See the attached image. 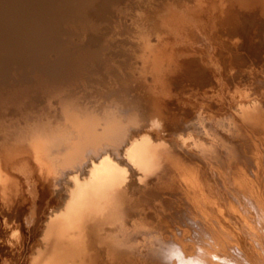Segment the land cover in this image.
I'll use <instances>...</instances> for the list:
<instances>
[{
  "label": "bare ground",
  "instance_id": "bare-ground-1",
  "mask_svg": "<svg viewBox=\"0 0 264 264\" xmlns=\"http://www.w3.org/2000/svg\"><path fill=\"white\" fill-rule=\"evenodd\" d=\"M251 192L264 0H0V264H264Z\"/></svg>",
  "mask_w": 264,
  "mask_h": 264
},
{
  "label": "rangeland",
  "instance_id": "rangeland-1",
  "mask_svg": "<svg viewBox=\"0 0 264 264\" xmlns=\"http://www.w3.org/2000/svg\"><path fill=\"white\" fill-rule=\"evenodd\" d=\"M247 193H248V192H247ZM251 193H252V192H251ZM254 194H255V193H252V195L249 194V197L251 196V197L249 198L250 201L252 200V201L254 202V200L257 199V197L253 196ZM246 195H248V194H246ZM252 197H253V198H252ZM254 198H255V199H254ZM245 200H246V199H245ZM245 200L243 199V203L245 202ZM257 200H258V199H257ZM225 201H226V203L223 202L224 207L226 206V209L229 208V209H228L229 211L232 210V208L230 209V207H229V206H230V203L228 204V200H225ZM259 201H260V199H259L258 201L255 200V202H254V203L252 202L253 204H251V205H253V207L256 205L255 207H257V205H258L257 203H258ZM240 202L242 203V199H241V201H239V203H240ZM246 202H247V201H246ZM248 202H249V201H248ZM256 202H257V203H256ZM243 203L240 204V205H242L241 209H239V205H238V208H237L238 211H237V213H238V216H239L238 218H241V219L244 221V222H243V225H245V227H247L246 224H247V225L249 224L248 226H249L250 228L248 227V230L242 225L241 220L238 221L237 214H235V216H236L237 219L235 218L234 215H233L234 217L231 216L232 214L230 215V217L233 218V220H232V218H231V220H232L233 222L236 220L235 223H234V225L231 223L232 221L230 220V221H231V222H230V221L228 220V217H226V216H225L224 218L221 217V219L223 220V223H224V222L228 223V221H229L233 226H236V228H235V227L232 228V229H233V230H232L233 232H235V231L237 230V232H240V231H241V232L243 233V231H244V232H245L244 234L247 235L248 233H250V235H251L252 232L250 231V229H253V228L255 229V227L258 225V223L260 224V223L262 222V220H263V222H264V217L262 218V216L264 215V213H263L264 210L260 209V208H262L263 206L261 207L260 205H258V207H257V211H258V210H261L262 212H261V211L256 212V213L259 214V215H257V217H255V216H256V215H255L256 213L254 214V210H255V209H253V207L249 206V205H248L249 203H248V204L246 203L247 206H246V205H243ZM225 204H226V205H225ZM227 204H228V205H227ZM254 204H255V205H254ZM259 204H262V202H259ZM232 205H234V204H232ZM262 205H263V204H262ZM227 206H228V207H227ZM243 206H246L245 209H247L248 207H251V208L253 209V211H251L252 209L250 210V208H248V209L251 211L250 213L253 212V213H252V217L255 215L254 218H255V219L257 218L258 220L256 219V221H255L254 218H253L254 220H252V219H251L252 217H249V218H248L247 214H248L249 210H244V207H243ZM255 207H254V208H255ZM239 210H240V211H239ZM241 210L248 211V212H247V213L244 212V214H245V215H244V214L241 213V212H243V211H241ZM232 211H233V210H232ZM255 211H256V210H255ZM239 212H240V213H239ZM250 213L248 214L249 216H251ZM262 213H263V215H262ZM253 214H254V215H253ZM240 215H241V216H240ZM260 215H261V216H260ZM259 216H260V218H261L262 220H259V218H258ZM234 218H235V220H234ZM247 218H248V219H247ZM225 219H227V221H225ZM229 219H230V218H229ZM247 220H249V221H247ZM250 221H251V222H250ZM253 221H255L256 223H257L258 221H260V222H258L257 225H255V222H254V223H253V226H251ZM236 222L241 223V226H240L239 224H237ZM245 222H246V223H245ZM263 222H262V223H263ZM226 223H225V224H226ZM244 223H245V224H244ZM236 224H237V225H236ZM238 225H239V227L241 228V230H239V228L237 227ZM263 225H264V223L261 224V225H259V226H261V227H259V226H258V227H259V229H260V228H263V232H264V227H262ZM233 226H232V227H233ZM242 226H243V227H242ZM251 227H253V228H251ZM242 228L245 229V230L242 231ZM229 229H231V228H229ZM235 229H236V230H235ZM254 229H253V230H254ZM234 230H235V231H234ZM246 230H247L248 233H246ZM253 230H252V231H253ZM257 231L260 232L259 234H262V235H263V232H261L262 229H260V230H255L254 233H255V232L258 233Z\"/></svg>",
  "mask_w": 264,
  "mask_h": 264
}]
</instances>
